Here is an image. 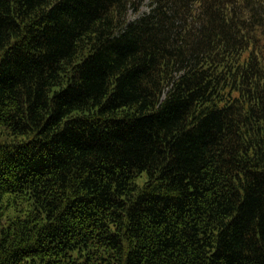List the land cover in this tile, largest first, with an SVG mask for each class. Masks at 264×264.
I'll return each mask as SVG.
<instances>
[{"label":"trees","instance_id":"16d2710c","mask_svg":"<svg viewBox=\"0 0 264 264\" xmlns=\"http://www.w3.org/2000/svg\"><path fill=\"white\" fill-rule=\"evenodd\" d=\"M0 0V264H264V0Z\"/></svg>","mask_w":264,"mask_h":264},{"label":"rangeland","instance_id":"374dc122","mask_svg":"<svg viewBox=\"0 0 264 264\" xmlns=\"http://www.w3.org/2000/svg\"><path fill=\"white\" fill-rule=\"evenodd\" d=\"M150 2L151 0H139V10L137 13L130 10L128 13L129 20H134L135 18L147 13L149 11Z\"/></svg>","mask_w":264,"mask_h":264}]
</instances>
